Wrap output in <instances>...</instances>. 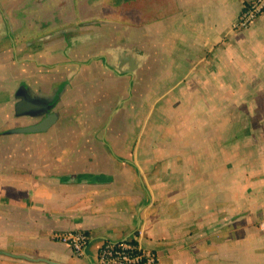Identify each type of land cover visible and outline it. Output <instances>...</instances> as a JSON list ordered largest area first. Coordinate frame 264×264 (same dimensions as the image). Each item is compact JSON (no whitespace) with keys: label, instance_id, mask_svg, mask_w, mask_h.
<instances>
[{"label":"crops","instance_id":"crops-1","mask_svg":"<svg viewBox=\"0 0 264 264\" xmlns=\"http://www.w3.org/2000/svg\"><path fill=\"white\" fill-rule=\"evenodd\" d=\"M79 1L0 0V264H264V11Z\"/></svg>","mask_w":264,"mask_h":264},{"label":"built area","instance_id":"built-area-1","mask_svg":"<svg viewBox=\"0 0 264 264\" xmlns=\"http://www.w3.org/2000/svg\"><path fill=\"white\" fill-rule=\"evenodd\" d=\"M264 11V0H246L243 2L231 27L241 30L249 27L255 18ZM54 237L68 244L73 252L80 254L86 246L89 236L82 230H69L55 233ZM99 264H153L155 255L141 248L135 239L105 241L98 247Z\"/></svg>","mask_w":264,"mask_h":264},{"label":"water","instance_id":"water-1","mask_svg":"<svg viewBox=\"0 0 264 264\" xmlns=\"http://www.w3.org/2000/svg\"><path fill=\"white\" fill-rule=\"evenodd\" d=\"M51 118H52V116H47L46 118H44L42 121H40L36 125L27 127V128L20 130V131H23V132L42 131L45 129L46 125L51 121Z\"/></svg>","mask_w":264,"mask_h":264},{"label":"rangeland","instance_id":"rangeland-1","mask_svg":"<svg viewBox=\"0 0 264 264\" xmlns=\"http://www.w3.org/2000/svg\"><path fill=\"white\" fill-rule=\"evenodd\" d=\"M58 2H55V4H57ZM76 3V2H75ZM79 4H80V6H83V4H84V2L82 1V0H80L79 1ZM85 5H86V2H85ZM91 5H90V2H87V6H86V8H85V12H87V13H89L90 11H91ZM71 12V11H70ZM82 19L84 18V17H81ZM67 19H69L70 21H71V23L75 20L76 22H79V18L77 17V18H75V17H73L72 15H70V17L69 18H67ZM68 21V20H67Z\"/></svg>","mask_w":264,"mask_h":264}]
</instances>
